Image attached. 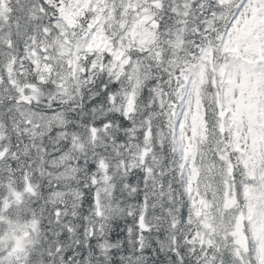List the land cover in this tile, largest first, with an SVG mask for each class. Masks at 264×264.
Segmentation results:
<instances>
[{
	"label": "snow or ice",
	"instance_id": "obj_1",
	"mask_svg": "<svg viewBox=\"0 0 264 264\" xmlns=\"http://www.w3.org/2000/svg\"><path fill=\"white\" fill-rule=\"evenodd\" d=\"M0 264H264V0H0Z\"/></svg>",
	"mask_w": 264,
	"mask_h": 264
}]
</instances>
